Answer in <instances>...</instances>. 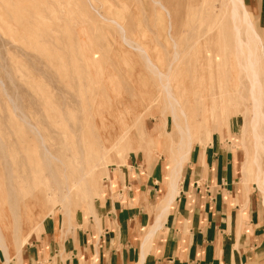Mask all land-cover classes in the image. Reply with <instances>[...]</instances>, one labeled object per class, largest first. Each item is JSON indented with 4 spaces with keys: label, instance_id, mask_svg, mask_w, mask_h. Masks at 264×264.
I'll list each match as a JSON object with an SVG mask.
<instances>
[{
    "label": "rangeland",
    "instance_id": "rangeland-1",
    "mask_svg": "<svg viewBox=\"0 0 264 264\" xmlns=\"http://www.w3.org/2000/svg\"><path fill=\"white\" fill-rule=\"evenodd\" d=\"M181 1L0 0V264H20L35 246L70 248L98 207L129 200L155 165L167 168L160 183L169 187L182 138L177 126L191 144L181 170L191 155L203 163L205 150L226 151L235 182L260 201L252 185L264 152L249 128L243 73L234 87L229 81L241 58L233 54L226 0ZM251 22L264 43V27L253 14ZM135 46L167 77L178 106L171 109L165 78ZM258 67L264 95V56ZM38 136L62 165L46 164ZM160 205L152 202L150 211Z\"/></svg>",
    "mask_w": 264,
    "mask_h": 264
},
{
    "label": "crops",
    "instance_id": "crops-1",
    "mask_svg": "<svg viewBox=\"0 0 264 264\" xmlns=\"http://www.w3.org/2000/svg\"><path fill=\"white\" fill-rule=\"evenodd\" d=\"M243 3L263 28L264 0H243ZM204 155L203 163L199 155H191L183 165L178 195L159 222L150 205L155 201L160 205L169 199V187L160 183L167 168L161 170V166L155 165L146 182L134 186L129 200L106 201L98 207L84 229L75 231L70 248L54 250L35 246L26 249L17 261L20 264H264L261 199L244 194V189L235 182L237 170L233 173L236 166L230 153L205 150Z\"/></svg>",
    "mask_w": 264,
    "mask_h": 264
},
{
    "label": "bare ground",
    "instance_id": "bare-ground-1",
    "mask_svg": "<svg viewBox=\"0 0 264 264\" xmlns=\"http://www.w3.org/2000/svg\"><path fill=\"white\" fill-rule=\"evenodd\" d=\"M199 1H201V0H192L191 1L192 6L197 5V3ZM226 3H227V6H228V11H229L228 12V16H229V19H230V22H231V25H232L233 39H234V52H233L232 49L231 50H232L233 54L236 56V58L237 57L241 58L240 61L235 62V63H237V65H236L237 66V69H231L230 70V78H229V81H230V84H232V86L234 87L235 86L234 84L236 83V79H237V76L239 75V72H242L243 73V75L245 77L244 79L246 80L247 85H248V94H249V97H250V100H251V113H250V119H249V128L251 130V134L255 137V141H256V145H257L256 151L258 150V152L259 151H263L264 152V147L260 143L261 136L259 134V129H260L259 126H263L264 127V113H263L264 95H263V86H262V83L260 81V72H259V67H258L259 66V62L262 60V58L264 56V43H263L262 38L257 34V32H256V30H255V28H254V26H253V24L251 22V14L252 13H251V11L249 9L246 8V6L243 3V0H226ZM154 4L156 6L157 5L159 6L160 10L164 12L166 18H169L170 17V12L166 9V7L162 3L158 2V1H155ZM95 13L97 14V16L100 19H102L103 21H105V19L99 13H97V11H95ZM108 14H109V12H108ZM108 16H110V15H108ZM190 17H192V16H190ZM178 19H180V18H178ZM215 19H216V17H215ZM109 21H111V20H109ZM105 22H107V21H105ZM111 22L114 23V21H111ZM213 23H215V22H213ZM137 24L139 25L138 22H136V26H137ZM161 24H162V22H161ZM180 24H181V22H180ZM115 26H117L122 31V29L120 28L122 25L121 26L120 25L119 26L118 25H115ZM130 26H131V24H130ZM241 30H243V33H242L243 36H244V39L243 40L241 38ZM169 31H170V26L168 24L167 31H166L165 34H168ZM121 33H118V34H121ZM129 33H131V32H129ZM203 36H205V35H203ZM167 37H168V35H167ZM122 40L121 41L125 45H127V47H130L131 46L130 43L127 40H125L124 37H122ZM163 40L164 39L162 38V41ZM166 41L167 40L163 41V42H165L164 43L165 45H166ZM210 42L212 43V41H210ZM198 44L199 43H197V45ZM136 46H138V45H136ZM136 46H135V48H133V50L140 52L142 54L141 56H144L145 57V61L144 62H146V63H144V64H147L149 70L151 69L153 72H155V74H156V76L158 77L159 80L165 78V81H164V83L162 85V90L168 96V99L170 101V106L172 107L171 109H173L174 106H178V102L175 99H173L172 96L169 93L170 90H169V85H168L169 82H168V80H166L167 77L164 76L162 73H160L157 70V68L151 63V61L148 58L147 54L141 48L136 47ZM224 46H226V45H224ZM131 47H130V49H132ZM140 47H141V45H140ZM229 48H232V47H229ZM215 49H216V47H215ZM227 49H228V47H227ZM154 50H155V48H154ZM223 52H224V50H223ZM224 54H225V52H224ZM235 56H234V58H235ZM177 57H178L177 54H174V59L177 60ZM201 57H204V56H201ZM215 61H217V60H215ZM217 67H218V65H217ZM211 70H212V67H211ZM226 71H227V69H226ZM200 73H201V71H200ZM168 79H169V77H168ZM7 99H9V98H7ZM174 115H173V112H172V118H173V120H175ZM21 122L27 124V122L23 118H21ZM28 127L31 128V126H28ZM180 128L177 126V129H178V131H179V133H180V135L182 137L181 138V144L179 146V153L177 155V159H176L175 163L170 167L169 173H168V180L170 182V186H169V199H167L168 201L166 200L163 203H161L160 207H158L156 209L155 215H154L155 216V219H156V222H159L162 217L166 216V214L168 212L169 204L178 195L177 185H178V183H179V181L181 179V177H180L181 165L186 160L187 154H188V152H189V150L191 148V144H190V141H189V133L187 131L183 130V129H180ZM33 131H35V130H33ZM36 135H38L37 132H36ZM103 140H104V138H103ZM39 141H40V146L42 148V156L45 159L46 164L49 166L52 162H56L57 164L62 165L63 164L62 161L60 159H58V158L53 157L49 153V151L46 149V147L44 146V141L41 138L39 139ZM258 172H260V173L257 175V179H256V184L255 185L258 188L259 192H260L262 206L264 207V169H261ZM64 186H65V189L67 190L68 187L66 185H64ZM154 229H157V225L156 224H155ZM154 229L150 233V236L153 234ZM0 248L2 249L3 253H6V247H5V244H4V241H3V237L1 236V234H0ZM5 262L6 263L8 262V259L7 258L5 259Z\"/></svg>",
    "mask_w": 264,
    "mask_h": 264
}]
</instances>
